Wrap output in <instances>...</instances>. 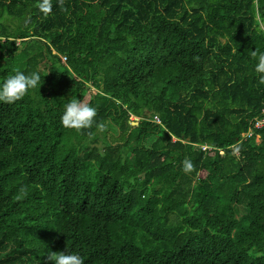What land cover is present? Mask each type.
<instances>
[{"label":"trees","instance_id":"16d2710c","mask_svg":"<svg viewBox=\"0 0 264 264\" xmlns=\"http://www.w3.org/2000/svg\"><path fill=\"white\" fill-rule=\"evenodd\" d=\"M40 2L0 0V83L40 75L0 102V264H264V0Z\"/></svg>","mask_w":264,"mask_h":264},{"label":"clouds","instance_id":"9594fccd","mask_svg":"<svg viewBox=\"0 0 264 264\" xmlns=\"http://www.w3.org/2000/svg\"><path fill=\"white\" fill-rule=\"evenodd\" d=\"M38 7L44 15H48L52 12L51 0H41ZM252 55L256 58L254 71L259 74L260 82L264 83V51L259 53L253 51ZM13 72L14 74L5 79L3 83H0V102L9 105L22 99L29 94L30 91L40 87V75L38 72H32L30 74H25L19 70H13ZM95 116L96 109L94 107L77 100H71L65 104L60 122L62 126L67 129L79 131L81 129L92 127L95 122ZM135 118L136 120L138 119V117ZM98 127L103 131L102 125H99ZM243 134L244 133H242V136ZM200 147L203 150L210 148L206 145H201ZM235 155L238 156V153H235ZM192 169V162L185 159L182 162V170L187 173L191 172ZM48 259L53 261L54 264H84L83 258L78 253H49Z\"/></svg>","mask_w":264,"mask_h":264},{"label":"built area","instance_id":"2783aa9c","mask_svg":"<svg viewBox=\"0 0 264 264\" xmlns=\"http://www.w3.org/2000/svg\"><path fill=\"white\" fill-rule=\"evenodd\" d=\"M61 59H62V61H64L65 57H62ZM153 121L158 122V117L156 115L153 116ZM263 121H264V118H262V119L256 118L255 121L253 122V126L258 127L262 124ZM250 134H251V131L249 130L248 132L244 133L243 136L250 135Z\"/></svg>","mask_w":264,"mask_h":264},{"label":"rangeland","instance_id":"374dc122","mask_svg":"<svg viewBox=\"0 0 264 264\" xmlns=\"http://www.w3.org/2000/svg\"><path fill=\"white\" fill-rule=\"evenodd\" d=\"M133 121L131 122V123H133V124H136L137 123V121H135L136 120V118L135 117H133ZM236 152V150H234V153ZM200 175H203V173H200Z\"/></svg>","mask_w":264,"mask_h":264},{"label":"crops","instance_id":"0c3cea01","mask_svg":"<svg viewBox=\"0 0 264 264\" xmlns=\"http://www.w3.org/2000/svg\"><path fill=\"white\" fill-rule=\"evenodd\" d=\"M249 130H250V129H249ZM249 130H247V132H248ZM244 133H246V132H244Z\"/></svg>","mask_w":264,"mask_h":264}]
</instances>
